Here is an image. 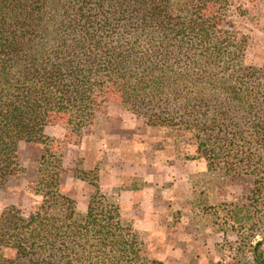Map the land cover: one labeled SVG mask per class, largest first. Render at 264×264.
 Listing matches in <instances>:
<instances>
[{
  "label": "trees",
  "instance_id": "16d2710c",
  "mask_svg": "<svg viewBox=\"0 0 264 264\" xmlns=\"http://www.w3.org/2000/svg\"><path fill=\"white\" fill-rule=\"evenodd\" d=\"M243 1L0 0V188L22 142L38 150L40 194L28 215L1 212L0 264H168L160 253L173 237H149L160 245L150 251L96 169L76 166L77 204L60 190L64 154L45 126L63 117L76 140L106 117L110 97L144 126H171L179 151L191 143L206 162L192 178V214L218 250L173 264L241 263L264 233V66L244 63ZM245 176L250 196L217 197L219 180Z\"/></svg>",
  "mask_w": 264,
  "mask_h": 264
},
{
  "label": "crops",
  "instance_id": "0c3cea01",
  "mask_svg": "<svg viewBox=\"0 0 264 264\" xmlns=\"http://www.w3.org/2000/svg\"><path fill=\"white\" fill-rule=\"evenodd\" d=\"M44 132L64 154L62 187L74 203L84 186L75 176L76 166L96 169L100 188L118 197L122 218L148 237L150 251L158 252L160 245L149 237H173L163 245L161 260L173 264L210 246L211 236L196 235L200 222L192 214L201 198L192 178L206 170V162L179 151L172 127L144 126L109 108L106 119L84 126L77 140L66 137V123L48 124Z\"/></svg>",
  "mask_w": 264,
  "mask_h": 264
},
{
  "label": "rangeland",
  "instance_id": "374dc122",
  "mask_svg": "<svg viewBox=\"0 0 264 264\" xmlns=\"http://www.w3.org/2000/svg\"><path fill=\"white\" fill-rule=\"evenodd\" d=\"M243 3H244L243 8L246 10V15L244 18V22L242 23V29L250 40V47L248 49V52L244 56V63L246 65L263 67L264 66V6H261L260 4L256 3V1L254 2V0L251 1L244 0ZM108 107L114 111L115 109L118 110L121 116H128V117L130 116L131 119V113L126 109L122 108L120 102L116 98H111V97L109 98L107 102V113L109 110ZM98 119H101L102 121V119H106V117L102 115ZM65 121L66 120L63 117L55 118V123H57L58 125H61V123L65 124L66 123ZM70 141L72 140L70 139ZM57 147H58L57 152H61V150H59L60 149L59 145H57ZM181 147L185 151L186 155L188 154L191 157H194L196 155L195 145L190 143L188 145L183 144ZM18 150H19L18 164L15 167L13 173L8 177L5 186L0 188V214L6 207L14 206L17 209L18 213L22 215H28L29 212L37 203V201L40 199V194L35 191V183L32 181V178L30 176L33 175L31 166L34 165L36 161H38L39 159L38 150L34 146H26L22 142L18 144ZM220 181L221 180H219V185L216 190V195L219 198L234 200L236 198L240 199L241 197L250 196L252 193V186H253L252 177L245 176L242 179H235L232 181L224 180L222 182ZM62 184L63 183L60 184L61 192L66 194V196L68 195L67 197L71 204L73 205L77 204V201L76 203H74L75 202L74 198H72L68 193H66L63 190ZM81 190H83V187ZM263 202H264V197L260 200V203ZM211 238H213V241L211 242L210 246L205 247L204 251H201L204 255H213L217 253L218 248L216 247V239L214 236H211ZM257 242H261V244L255 250V245ZM242 257L243 259L239 264H260L261 261L264 262V233L254 237L252 241V248L247 252L246 256H242ZM255 257L257 258L259 263L256 261ZM191 258H188L186 260H189ZM172 260L173 258H171V261ZM163 261L166 262V260ZM175 262L176 261H174L173 263ZM28 264H34V263L30 262Z\"/></svg>",
  "mask_w": 264,
  "mask_h": 264
}]
</instances>
